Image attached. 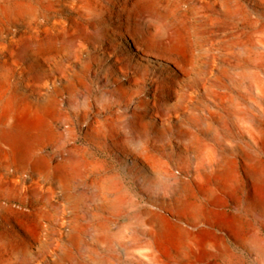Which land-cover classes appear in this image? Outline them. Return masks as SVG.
I'll use <instances>...</instances> for the list:
<instances>
[{
    "label": "rangeland",
    "instance_id": "1",
    "mask_svg": "<svg viewBox=\"0 0 264 264\" xmlns=\"http://www.w3.org/2000/svg\"><path fill=\"white\" fill-rule=\"evenodd\" d=\"M25 1L38 5L37 17L27 16L25 22L46 23L60 14L62 18L74 16L65 0ZM94 1L105 5L98 19L93 18L98 26L91 27L83 41L73 44L52 68L36 63L23 76L32 84L52 81L53 73L77 76L75 89L58 84L56 138L45 144L44 154L50 160L59 158L62 144L68 142L80 161L65 188L34 174L31 165L21 168L17 176L13 168L5 172L9 183L16 178L20 187L38 192L49 234H41L35 244L11 243L0 263L54 264L58 259L57 264H151L154 244L145 218L150 211H160L181 222L197 239L184 254L180 246L169 245L171 264H264L250 245L253 239L264 245V144L250 134L264 123V0H226L233 14L220 0H185L193 4L191 9L189 4L177 7L171 26L184 34L186 52L178 58L187 67L194 66L188 72L174 70L173 63L165 60L170 55L166 29L150 21L144 24L149 34L143 36L126 16L114 15L115 0ZM160 3L166 9V2ZM200 43L209 54L194 49ZM79 61L87 68L82 69ZM142 149L151 164L143 166L135 160ZM249 153L258 160L257 176L247 168ZM223 154L234 161L228 183L193 180L201 168ZM186 180L193 186L191 199L197 209L175 212L168 207L179 198ZM102 223L108 225L107 230ZM21 228L29 240L35 230L33 218L26 217ZM70 232L76 235L73 239ZM64 246L69 248L67 253L62 252Z\"/></svg>",
    "mask_w": 264,
    "mask_h": 264
},
{
    "label": "bare ground",
    "instance_id": "2",
    "mask_svg": "<svg viewBox=\"0 0 264 264\" xmlns=\"http://www.w3.org/2000/svg\"><path fill=\"white\" fill-rule=\"evenodd\" d=\"M160 1L161 0H115L114 15H116L118 19H120V17L122 16L124 17L126 16L129 24L133 26L134 31L136 30L138 32H141L143 36H146L147 34H149L147 32V28L144 27V24L146 25L150 21L151 22L155 21L158 24V26L161 27V29H166V32H167L166 33L167 42L165 45L167 49L166 51H168L170 55L167 57L163 56L165 57V60L173 63L174 70L178 69L183 72L191 71L194 68V66L187 67V64L183 62L182 59L180 60L178 58L181 54L184 53L186 49V45L184 43V37H183L184 34H182V31L180 32L179 28L174 29L171 26L172 25L171 20H173L175 18L176 13H178V12L175 13L176 8L179 6L181 7L182 5H185V7H187L188 5L186 6V4H189L190 1L186 2L185 0H164L167 5L166 9H162V5ZM217 2H222V5L225 8V10L227 12H232L233 14L232 7L230 6L231 3H229L226 0H222V1L220 0ZM65 3H66L65 4L66 8L70 12L74 13V16L72 15L71 18L59 17L60 15H62L60 14L58 17L53 18L52 21L50 22L46 20L47 22L43 23V22H38V21L36 22L35 20V22L33 23V22H25V19L27 16H29L30 19H31V15H34V17L36 16V10L38 8L37 7L38 5H36V7H33L31 5H28L25 0H0V259L1 260H4L3 258L4 251L12 244L14 243L20 244V242L21 243L27 242V244H30V243L35 244L38 241L41 234L43 233H44L43 235L49 234L48 233L49 230L47 229L48 228L47 212L44 211V209L38 203L39 202L38 192L36 190L28 189L26 187L25 188L20 187L17 183L18 180L15 177H13L15 178L14 182L9 183L8 180H6L7 178L4 177L5 172L6 171L8 172V170L10 172V169L13 168L14 171L12 172H15L17 176V173L20 171L21 168L27 165L29 167V165H31L34 171V174L38 176L43 175L49 183L53 185H59L65 188L67 186L70 173L73 172L74 170H77V165H78V162L80 161V158L77 156V154L73 153V151L69 147L68 142H65L64 144H62L61 155L59 158L57 157L54 160H50L44 154V150H45L44 146H46L45 144L55 140L56 138L55 122H56V116L58 113L59 93H60L58 92V86H59L58 84L61 83L65 87L75 89L74 86L78 82L77 76L69 72H61L59 75H56V73H53V75L50 76L51 77L50 79L51 80L53 79L52 81H46L45 83H41V84L33 83L34 85L32 84V81H27L25 80V78L23 79V76H25V74L30 69H32L34 64L36 63L40 64L41 62V65L43 67L47 66L48 68L50 67L52 68L54 64L58 63L59 60L64 56V52L67 51L79 39L82 40L81 38L86 33H88L89 29L93 27L94 25H96L95 23H93L95 22L93 18L99 17L98 16L100 14L99 11L100 10L102 11V9H105V5L101 4L98 6V2L95 3L94 0H65ZM236 3L234 2L235 5ZM189 5L191 6H189L188 8L191 9L193 4H189ZM106 10H107V5H106ZM240 10L244 11V8L243 10L242 9ZM244 13H241V14H244ZM101 16H103V14H101ZM184 16L188 17L189 15L185 14ZM36 19L40 20V18H36ZM213 20L214 19H212V23H214ZM102 21H104V19H102ZM102 21L101 23H104ZM114 22L113 24H116L118 21L116 23ZM119 22L122 23L123 19L122 21L120 20ZM235 25H236V22H235ZM173 26H176V24ZM181 27H185V26H181ZM158 30L159 28L157 29V31ZM242 32L244 33V31ZM163 33H164V30H163ZM185 34H187V32ZM255 34L253 35L256 36ZM262 35H263V32H262ZM208 37L210 38V36ZM262 37L264 38V36ZM135 39L132 37L133 45L136 47V49L140 50V45ZM188 39H190V37ZM146 40L149 42L152 39H146ZM253 40H254V37H253ZM201 43L196 46L193 45L195 47L193 48L199 50L200 52H207V50ZM242 43H240V45H242ZM245 43L246 42H244L243 44ZM189 45L191 47V44ZM247 50H252V49H247ZM254 50H257V49H254ZM162 53H165L164 50ZM207 53L205 55H207ZM194 62L196 61L193 59L192 63ZM79 63L82 69L87 68V64L85 62L79 61ZM39 71H41V69H39ZM78 90L79 89H77V91ZM69 95L71 96V94ZM85 95L86 94H84V96ZM76 101H77V98H76ZM86 123L88 124V122ZM102 123L103 122H101V125ZM66 130L69 131L70 129L66 128ZM250 134L255 140H258L264 144V123L261 122L259 126H256V130L251 132ZM141 143L142 142L139 143V146L142 145ZM240 146H242V144ZM139 154H140L139 155L140 157H136L135 158L136 161H138L139 163H142L143 166L151 164V158L145 149H142L139 152ZM251 155H254V154H251ZM244 156H245V153H244ZM247 156H250V153ZM250 157L248 158L246 157L247 158L246 163L248 165L247 168L249 169L252 175L257 176L259 175V172H260L259 163L256 162L258 160L255 161V159H253L252 157L250 158ZM233 172H234L233 159L231 157L224 156L223 154V157L214 161L213 163H210V165H208L207 167L201 168L195 174V176L194 177L192 176V177L194 181L201 183V184L205 182H209L211 180L219 181L222 184H225L230 181L233 175ZM31 181H35V180H31ZM183 182L184 183L181 184V194L179 195V198H176L177 200L173 204H170L168 208H170L171 210L175 212L177 211V212L189 213L191 210H193L192 212H194L197 209V206L191 199L194 195L193 186L191 182L188 180L183 181ZM106 186L111 187L109 183H106ZM121 202H122L121 200H117L118 204H120ZM45 205H43V207H46ZM28 216H31L33 218L34 229H35L29 240L24 230H22L21 228L22 223H24L25 218ZM195 218H197V216L194 217V219ZM180 223L173 221L167 215L163 214L160 211H150L147 213V217L145 218V224L149 227L148 235L150 236L154 244V249H153L154 251L151 256V264H171V262L169 261V258H171L172 255H170L168 251L169 245L180 246L181 248L184 249L183 251H181L182 254H184L186 252L185 249H188L189 246L194 242L196 238L194 237L195 235L193 236V232L185 228L183 224H180ZM102 229L104 231L107 230L108 225L106 223H102ZM68 236L70 239H73L76 235L70 232L68 233ZM250 245L255 250V252L260 256V258H262L264 262V245L261 244L260 240L253 239L250 241ZM68 251H69V248L67 246H64V248H62V252L67 253ZM54 256L55 254L53 253L52 257ZM58 262H59L58 259L54 260V264H57Z\"/></svg>",
    "mask_w": 264,
    "mask_h": 264
}]
</instances>
